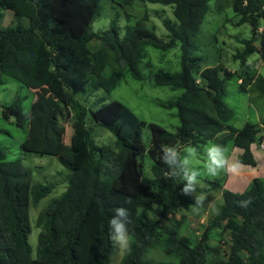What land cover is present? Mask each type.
I'll return each mask as SVG.
<instances>
[{
    "label": "trees",
    "instance_id": "trees-1",
    "mask_svg": "<svg viewBox=\"0 0 264 264\" xmlns=\"http://www.w3.org/2000/svg\"><path fill=\"white\" fill-rule=\"evenodd\" d=\"M122 6L134 1L173 7L175 21L165 20L168 40L148 29L144 21L128 24L121 38L117 19L102 33L90 30L99 16L102 0H0V23L4 9L20 22L2 28L0 24V85L4 75L49 96L32 102L29 112L21 97L2 106L6 119L15 118L20 127L28 125L24 149L35 154L56 156L71 170L68 187L39 212L36 255L32 233L31 207L50 194L54 183L34 182L21 159L7 160L0 147V264H109L116 244L109 238L108 220L116 207L130 208L129 243L119 264H264V178H255L243 192L224 189L218 181L211 188L222 192L223 203L202 231L194 236L180 233L195 203L194 193L185 196L183 183L173 179L161 160V147L186 146L217 141L223 149L229 141L241 150L237 161L257 165L252 151L264 139V128L246 123L231 124L235 113L225 102L227 81L237 74L239 89L253 87L264 96V75L253 74L248 55L254 51L264 60V0H233L237 24L252 27L249 39L235 58L238 71L224 65L202 68L201 58L192 55L195 39L209 10L210 0H113ZM94 39L101 46L92 50ZM259 41V47L255 42ZM181 46V69H159L158 86L181 92L162 103L176 109L179 125L175 132L141 119L120 100L102 103L91 110L96 125L111 131L115 145H97L87 125L88 108L77 100L88 87L92 92L113 91L128 74L141 80L146 47L167 51ZM150 65V63H147ZM72 120L70 142L64 141L57 117ZM150 130V145L143 141V129ZM154 161L153 178L144 175V157ZM211 188H197L206 193ZM126 198L132 204L126 205ZM250 199L247 208L238 201ZM230 232L229 248L212 246L213 231ZM154 249L172 260H153Z\"/></svg>",
    "mask_w": 264,
    "mask_h": 264
},
{
    "label": "rangeland",
    "instance_id": "rangeland-1",
    "mask_svg": "<svg viewBox=\"0 0 264 264\" xmlns=\"http://www.w3.org/2000/svg\"><path fill=\"white\" fill-rule=\"evenodd\" d=\"M4 17L1 27H11L19 22L25 26L29 24L26 17L18 18L9 10L4 9ZM117 19L120 27L121 38L125 34L128 24H135L142 20L161 39L168 40L169 31L165 26V20L175 21L173 7L159 3L134 1L131 5L122 6L113 0H102V8L99 16L92 23L90 30L95 33H102L109 28L111 21ZM238 15L233 8V0H210L209 10L201 25V32L198 39H195L191 50L192 55L201 58L202 68L215 65H224L235 72L240 68V60L235 58L236 53L244 47L243 39H249L252 35L250 24H237ZM259 47V41L255 42ZM101 40L94 39L90 47L96 50L101 46ZM147 57L143 60L140 68L143 75L141 80L133 78L130 74L121 80L119 85L111 92L103 89L92 92L90 87L79 92L77 100L83 103L89 110L87 115V125L91 129L92 141L97 145H115L116 137L108 129L96 125L91 117V110L97 109L102 103L113 100H120L129 106L141 119L148 123H157L171 132H175L179 125L177 110L165 108L162 103L178 95L180 90H172L169 86H158L154 82V73L159 69L176 72L181 69V46L180 44L170 50L163 51L152 46L146 47ZM248 64L251 73L264 75V60L258 51L248 55ZM150 63V65H147ZM4 83L0 85V147L5 151L7 160L21 159L25 168L30 171L34 182L54 183L55 186L50 194L42 198L39 203L31 207L32 233L29 236L30 244L33 248V255H36L39 229L36 227V219L40 211L45 209L54 197L64 193L68 187V180L71 173L56 156L48 154L39 155L27 149L24 144L27 139L28 125L19 127L15 118L6 119L2 114V106L10 104L16 97H21L22 107L25 112H29L31 104L36 99L43 100L49 96L41 89H31L20 83L14 77L4 75ZM227 95L225 102L234 110L235 116L231 124L237 128L243 127L246 123L259 124L264 128V96L253 87L249 92H242L239 89L237 74H233L227 81ZM59 128L63 133L65 143L70 142L72 134V120L64 119L60 115L57 117ZM143 141L148 147L150 145V130L143 129ZM210 144L217 141H208L205 144L196 146H186L179 150L182 158L187 153H191L190 163L199 173V183L197 188L208 190L213 181H218L224 189L234 192H243L248 189L255 178H264V140L255 142L252 145L253 153L257 160V165L241 164L237 161L241 150L229 141L223 151L228 165L218 172L216 176H209L206 172L205 149ZM154 161L147 154L144 157V175L153 178L152 165ZM235 165L236 170H228ZM196 195L204 198V203L198 211L193 208L188 212L185 225L179 229L180 233L194 236V231H202V225H206L211 217L218 211L223 203L221 190L214 188L206 193L196 192ZM197 232V231H196ZM129 237L123 243L116 244L115 253L112 255L109 264H119L125 249L129 243ZM212 246L222 245V255L228 250L231 242L230 232L217 228L213 231ZM264 249V248H263ZM149 258L164 261L172 260L164 254L163 250L154 249L149 254Z\"/></svg>",
    "mask_w": 264,
    "mask_h": 264
},
{
    "label": "clouds",
    "instance_id": "clouds-1",
    "mask_svg": "<svg viewBox=\"0 0 264 264\" xmlns=\"http://www.w3.org/2000/svg\"><path fill=\"white\" fill-rule=\"evenodd\" d=\"M161 160L167 167L171 178L178 179L183 183L182 193L185 196L196 194V187L199 183V173L196 171L190 163L191 153H187L184 158L181 157L179 151L174 146H162L161 147ZM206 156V172L209 176H216L218 172L225 169L228 165L227 159L223 149L216 145L210 144L205 149ZM228 170L235 171L236 166H231ZM250 199L238 201L239 207L247 208ZM204 203L202 196H195V207L193 211H198L199 207ZM124 204L131 205V198H126ZM108 220V234L109 238L114 244L123 243L127 239L128 226L130 224V208L119 206L116 207Z\"/></svg>",
    "mask_w": 264,
    "mask_h": 264
},
{
    "label": "crops",
    "instance_id": "crops-1",
    "mask_svg": "<svg viewBox=\"0 0 264 264\" xmlns=\"http://www.w3.org/2000/svg\"><path fill=\"white\" fill-rule=\"evenodd\" d=\"M264 140V139H263ZM252 151H253V149H252ZM239 154H241V152H239Z\"/></svg>",
    "mask_w": 264,
    "mask_h": 264
},
{
    "label": "built area",
    "instance_id": "built-area-1",
    "mask_svg": "<svg viewBox=\"0 0 264 264\" xmlns=\"http://www.w3.org/2000/svg\"><path fill=\"white\" fill-rule=\"evenodd\" d=\"M262 146L264 147V145L262 144Z\"/></svg>",
    "mask_w": 264,
    "mask_h": 264
}]
</instances>
